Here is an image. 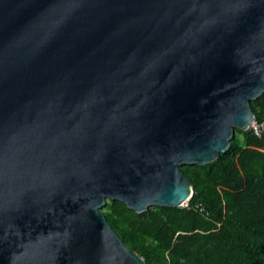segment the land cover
Here are the masks:
<instances>
[{
	"label": "water",
	"instance_id": "95a60500",
	"mask_svg": "<svg viewBox=\"0 0 264 264\" xmlns=\"http://www.w3.org/2000/svg\"><path fill=\"white\" fill-rule=\"evenodd\" d=\"M263 93L264 0H0V264H146L106 201L184 206Z\"/></svg>",
	"mask_w": 264,
	"mask_h": 264
},
{
	"label": "trees",
	"instance_id": "16d2710c",
	"mask_svg": "<svg viewBox=\"0 0 264 264\" xmlns=\"http://www.w3.org/2000/svg\"><path fill=\"white\" fill-rule=\"evenodd\" d=\"M263 129L235 130L229 149L205 166H182L186 206L135 213L102 208L110 227L146 264H264V93L250 102Z\"/></svg>",
	"mask_w": 264,
	"mask_h": 264
},
{
	"label": "built area",
	"instance_id": "2783aa9c",
	"mask_svg": "<svg viewBox=\"0 0 264 264\" xmlns=\"http://www.w3.org/2000/svg\"><path fill=\"white\" fill-rule=\"evenodd\" d=\"M252 125H253L252 130L254 131L255 135H257V136L259 137V136H260V133H261V131H262V129H263L262 125H258V124L255 122V120L252 122ZM252 125H251V126H252ZM186 203H187V202H186ZM186 203H185L184 206L187 205Z\"/></svg>",
	"mask_w": 264,
	"mask_h": 264
},
{
	"label": "rangeland",
	"instance_id": "374dc122",
	"mask_svg": "<svg viewBox=\"0 0 264 264\" xmlns=\"http://www.w3.org/2000/svg\"><path fill=\"white\" fill-rule=\"evenodd\" d=\"M252 127H253V125H252V126H250V128H249V129H252Z\"/></svg>",
	"mask_w": 264,
	"mask_h": 264
},
{
	"label": "bare ground",
	"instance_id": "6f19581e",
	"mask_svg": "<svg viewBox=\"0 0 264 264\" xmlns=\"http://www.w3.org/2000/svg\"><path fill=\"white\" fill-rule=\"evenodd\" d=\"M251 125H252V123H251ZM251 125H250V126H251Z\"/></svg>",
	"mask_w": 264,
	"mask_h": 264
}]
</instances>
